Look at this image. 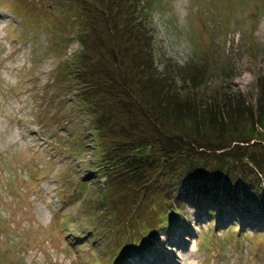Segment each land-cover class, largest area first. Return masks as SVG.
Returning a JSON list of instances; mask_svg holds the SVG:
<instances>
[{"label": "rangeland", "instance_id": "374dc122", "mask_svg": "<svg viewBox=\"0 0 264 264\" xmlns=\"http://www.w3.org/2000/svg\"><path fill=\"white\" fill-rule=\"evenodd\" d=\"M105 1L0 0V264H150L128 246L145 237L160 264H264V218L221 214L219 223L191 197L173 204L162 178L145 194L130 176L91 181L89 157L74 159L81 134L84 150H96L68 82L84 63L82 45L100 40ZM146 2L154 3L143 16L156 76L167 68L174 86L194 95L184 122L163 118L161 126L196 147L206 138L227 145L231 133L207 127L227 103L237 119L217 126L261 131L264 0ZM69 146L70 155L60 151ZM174 209L185 221L161 232ZM153 230L161 237L147 235Z\"/></svg>", "mask_w": 264, "mask_h": 264}, {"label": "trees", "instance_id": "16d2710c", "mask_svg": "<svg viewBox=\"0 0 264 264\" xmlns=\"http://www.w3.org/2000/svg\"><path fill=\"white\" fill-rule=\"evenodd\" d=\"M104 3L100 40L94 49H86V43L82 45L78 53L84 63L68 82L79 107L77 113L88 120L85 129L94 136L96 151L90 155L84 150L83 134L73 142L75 148L69 146L60 151L70 155L74 148L75 160L89 157L86 163L94 168L89 173L94 175L91 181L110 180L108 174L112 173L113 178L120 174L122 180L130 176L147 194L149 185L156 184L154 177L162 178L167 186L166 195L173 204L179 206L183 196L191 197L195 207L211 212L216 218L220 215L219 223L221 214L264 218V121L259 120L261 131L257 126L245 129L226 124L217 126L237 119L232 118L230 106L225 103L226 110H218L219 119L212 117L207 127L209 133L210 130L231 133L235 137L232 143H214L206 138L196 147L183 137L174 138L172 135L176 134H169L160 120L184 122L187 103L194 95L188 92L186 96L185 91L174 86L169 69L156 76L157 53L153 49L149 19L143 16L150 13L154 3L147 4L146 0ZM194 79L199 81V76ZM141 97L152 104L145 105ZM192 110L191 116L198 115L197 107ZM226 114L230 119H226ZM144 119L150 126H145ZM53 149L58 150L55 146ZM89 175L81 178L85 176L87 182ZM177 212L170 210L161 232L177 231L182 220ZM149 234L160 238L156 230ZM146 240L142 238L137 241V247L133 246L142 258L150 253Z\"/></svg>", "mask_w": 264, "mask_h": 264}]
</instances>
